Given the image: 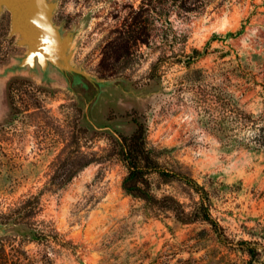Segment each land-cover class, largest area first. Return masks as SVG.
<instances>
[{"label":"rangeland","instance_id":"rangeland-1","mask_svg":"<svg viewBox=\"0 0 264 264\" xmlns=\"http://www.w3.org/2000/svg\"><path fill=\"white\" fill-rule=\"evenodd\" d=\"M52 20L75 30L71 61L115 83L92 102L54 68H15L26 47L2 11L0 264H264V147L227 143L202 98L264 113V0H56ZM138 124L163 167L207 189L226 240L124 190L122 137Z\"/></svg>","mask_w":264,"mask_h":264},{"label":"trees","instance_id":"trees-1","mask_svg":"<svg viewBox=\"0 0 264 264\" xmlns=\"http://www.w3.org/2000/svg\"><path fill=\"white\" fill-rule=\"evenodd\" d=\"M203 1L206 0H193V2L199 3H203ZM195 6H198V3L191 7H185V9L191 10ZM215 97H217L216 100ZM202 98L212 100V103L216 105L219 126L227 143H237L247 147L251 145L257 148L264 147V113L253 115L252 112L246 111L231 101L230 96L226 93H223L222 96L207 92L203 94ZM122 138L121 154L127 168L122 186L127 193L144 199L151 206L172 211L175 217L184 223L197 220L206 222L220 237L227 239L223 227L210 211L207 189L198 183L187 168L183 166L163 167L154 157L152 149L146 146L142 124H138L129 136ZM153 172L164 181L174 180L181 183L191 203L187 204L171 193L155 195L151 190L149 177ZM246 250L252 258L255 257L256 248L247 246Z\"/></svg>","mask_w":264,"mask_h":264},{"label":"water","instance_id":"water-1","mask_svg":"<svg viewBox=\"0 0 264 264\" xmlns=\"http://www.w3.org/2000/svg\"><path fill=\"white\" fill-rule=\"evenodd\" d=\"M55 6L56 0H0V15L5 9L9 11L10 33L16 34L17 44L26 47L14 67L39 70L44 76L54 68L63 75L70 89L91 88L94 102L101 88L115 81L98 79L71 61L75 30L63 32L55 25L52 20Z\"/></svg>","mask_w":264,"mask_h":264}]
</instances>
